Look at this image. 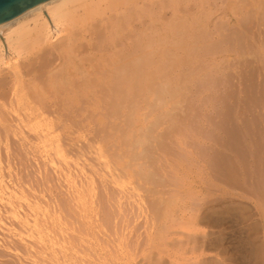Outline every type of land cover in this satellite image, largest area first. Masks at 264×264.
<instances>
[{"label": "rangeland", "instance_id": "374dc122", "mask_svg": "<svg viewBox=\"0 0 264 264\" xmlns=\"http://www.w3.org/2000/svg\"><path fill=\"white\" fill-rule=\"evenodd\" d=\"M137 5L111 11V120L0 137V264H264V0Z\"/></svg>", "mask_w": 264, "mask_h": 264}, {"label": "bare ground", "instance_id": "6f19581e", "mask_svg": "<svg viewBox=\"0 0 264 264\" xmlns=\"http://www.w3.org/2000/svg\"><path fill=\"white\" fill-rule=\"evenodd\" d=\"M145 1H149V0H49V1L33 8V9L21 14L20 16L14 18L13 20L0 25V137H1V139H3L2 138V134H3V137L5 135V139H3V140L9 141V139L12 137L9 133L12 132L15 137L19 138L20 141H22V143H23L22 145L24 148L27 147V149H28V146H25V145H26V142L28 141L29 137H31V136H36L39 139L38 141H41V144H44L46 146L47 141H49L53 137L57 138L61 134L64 135V132H66V131L70 135H74L76 139L77 138L79 139L82 136V134L78 131L80 129L79 128L76 129V126L73 125V124L77 125L76 122L80 123L78 121L79 119L82 121L84 120V122L81 121L82 123L87 122L88 126L94 125L95 123L98 122V120H101V122H102L103 118H105L107 120H108V118H110V120H111L110 115H108V114L102 115V113H101V115H102V117H101L99 115L100 112H98L99 109L103 106V105H101L102 99H103V98H101L102 95L104 94V92L106 94L107 93L110 94L111 85H112L111 84V77H112L111 76V68H112L111 67V62H112L111 61V44H112L111 43V19H112L111 13L112 12L111 11H114V13H115V12H118L117 10H119V9L124 10L125 6L128 5L129 2H132V4L136 3V5L138 4L140 7V4L142 2L144 3ZM130 5H131V3H130ZM175 5H176V3H175ZM252 5L254 6V2ZM258 5L259 6H257V7L259 9V7H261V6H260V4H258ZM177 6H178V4H177ZM143 7H146V6H143ZM159 9H161V8H159ZM242 9L243 8H241V10ZM254 10H252V11H254ZM119 12H121V11L119 10ZM254 12H256V10ZM131 13H129V14H131ZM137 13L139 14V12H137ZM173 13H174V11H173ZM121 14H120V16H121ZM132 15H136V14L133 13ZM191 15H189V16H191ZM186 18H187V16H186ZM119 19H121V18H119ZM115 21H116V19H115ZM123 21H125V20H123ZM135 21H136V19H135ZM234 21L236 22L237 20H234ZM188 22H190V21H188ZM128 25L130 26V24H128ZM162 26H164V24ZM169 26H167V28H169ZM188 26L189 25H187V27ZM115 27H113V28H115ZM125 27H126V25H125ZM120 28H122V27H120ZM146 28H148V27H146ZM135 29H137V28H135ZM161 29H163V28H161ZM178 29H180V28L178 27ZM178 29H176V30H178ZM126 30H127V28H126ZM155 30H156V28H155ZM166 30L168 31V29H166ZM169 30H170V28H169ZM180 30H182V29H180ZM122 32H124V31H122ZM142 32H144V31H142ZM153 32H155V31H153ZM160 33H161V31H160ZM141 34H143V33H141ZM188 34H189V32L187 33V35ZM116 35H117V31H116ZM126 35H127V33H126ZM118 36H120V35H118ZM151 36H152V34H151ZM181 36H182V34H181ZM190 36H193L192 33ZM127 37H129V36H127ZM158 37H161V36H158ZM116 38H117V36H116ZM118 38H117V40H118ZM136 38H137V36H136ZM161 38H164V37H161ZM132 39H133V37L130 40H132ZM135 39H133V40H135ZM140 39H142V36ZM145 40H147V39L145 38ZM190 40H191V38L188 36L186 43H189ZM135 41H137V40H135ZM154 41H155V39H154ZM134 42H132V43H134ZM156 42H158V40ZM138 43H139V41H138ZM191 43H189V45ZM119 44L120 43H118L117 46H119ZM183 44H184V41H183ZM145 45H142V46H145ZM117 46H115V47H117ZM152 46H149V48H151ZM139 47L141 48V45H139L138 48ZM135 48H137V46ZM144 48H146V47H144ZM158 48L159 47H157L156 50ZM116 49H118V48H116ZM154 49H155V47H154ZM122 51L120 53H122ZM187 51H188V49H187ZM131 52H132V50H131ZM188 52L190 53V50ZM124 53H125V51H124ZM126 54H127V52H126ZM132 54H134V53L132 52ZM144 54L145 53H143V56H144ZM151 54H152V52H151ZM153 54L157 55V56L159 55L158 52H153ZM185 54H186V52H185ZM134 56H132V57H134ZM140 57H139V59H140ZM127 58H128V55H127L126 59ZM145 58H146V56H145ZM157 58L159 59L160 57H157ZM123 59H121V60H123ZM121 60H118V61H121ZM129 60H132V58ZM135 60H136V58H135ZM143 60H144V58H143ZM143 60H141V61H143ZM113 61H115V60H113ZM136 61H138V60H136ZM115 63H117V62L115 61ZM126 63H128V61ZM156 66H157V64H156ZM127 67L128 66H126V68ZM134 67H136V66H134ZM147 67H148V65H147ZM153 67L155 68V66H153ZM137 69L135 70V68H134V71H137ZM150 70H151V68H150ZM120 71L122 72L121 69H120ZM131 71L132 70H130V72ZM114 72H112V73H114ZM137 72H139V71H137ZM140 72H143V71H140ZM140 72L138 74H140ZM131 74L132 73H130V75ZM157 74H158V72H157ZM161 74H162V72H161ZM121 76H122V74H121ZM123 76H125V75H123ZM154 76H155V74H154ZM159 76H160V73H159L158 77ZM131 77L132 76H130V78ZM139 77H140V75H139ZM148 77H149V75H148ZM144 78H145V76H144ZM115 79H116V77H115ZM132 80H133V77H132ZM156 80H157V78H156ZM137 81H140V80L138 79ZM129 82L130 81H128V83ZM145 82H147V81H145ZM149 82H150V80H149ZM138 83L140 84V82H138ZM123 84H125V83L123 82ZM126 84H127V81H126ZM143 84H141V85L145 86ZM150 85H151V82H150ZM146 86H147V83H146ZM114 87H116V85ZM125 88L127 89V87H125ZM142 88L144 90V87H142ZM146 88L147 87H145V89ZM135 89H136V87H135ZM150 89H151V87H150ZM143 90L142 91L140 90V91L143 92ZM154 90H156V89H154ZM152 91L153 90H151V92ZM114 92H116V91H114ZM118 92H120V91H118ZM138 95H140V94L138 93ZM107 97H108V95H107ZM106 99H108V98H106ZM149 99H150V97H149ZM104 101H105V99H104ZM163 105H165V103ZM149 106H150V104H149ZM102 109L104 110V108H102ZM105 119H104V121H105ZM62 125L63 126L65 125L64 128H61ZM72 125H73V127H75L76 130H72ZM80 125H81V123H80ZM77 126H79V124ZM82 132H84V131H82ZM127 132H129V131H127ZM125 134H127V133H125ZM63 135H61V136H63ZM127 135H125V136H127ZM126 138H128V137H126ZM72 139L74 140V138H72ZM30 140H32V138H30ZM10 141H11V139H10ZM19 143H20L19 145H21V142H19ZM134 145H135V142H134ZM2 147H3V145H2ZM131 147H133V146H131ZM24 148H23V150H24ZM43 149H45V147ZM1 150H3V149H1ZM23 150H21V151H23ZM56 151H57V153L61 152V150L59 148H57ZM137 171H135V172H137ZM86 188H88V187L86 186Z\"/></svg>", "mask_w": 264, "mask_h": 264}, {"label": "water", "instance_id": "95a60500", "mask_svg": "<svg viewBox=\"0 0 264 264\" xmlns=\"http://www.w3.org/2000/svg\"><path fill=\"white\" fill-rule=\"evenodd\" d=\"M49 0H0V25Z\"/></svg>", "mask_w": 264, "mask_h": 264}, {"label": "crops", "instance_id": "0c3cea01", "mask_svg": "<svg viewBox=\"0 0 264 264\" xmlns=\"http://www.w3.org/2000/svg\"><path fill=\"white\" fill-rule=\"evenodd\" d=\"M228 264H233V263L229 262ZM243 264H260V263H259L258 258L255 259V260H254V258H253V260H251L250 262L243 263Z\"/></svg>", "mask_w": 264, "mask_h": 264}]
</instances>
